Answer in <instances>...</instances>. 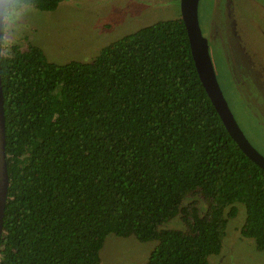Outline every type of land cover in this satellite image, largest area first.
<instances>
[{"label":"trees","instance_id":"obj_1","mask_svg":"<svg viewBox=\"0 0 264 264\" xmlns=\"http://www.w3.org/2000/svg\"><path fill=\"white\" fill-rule=\"evenodd\" d=\"M62 1L31 3L53 11ZM2 45L9 184L0 264H100L110 233L156 241L146 264H208L234 203L245 209L241 237L264 250V171L207 97L180 17L109 44L88 64ZM176 216L185 231L158 229Z\"/></svg>","mask_w":264,"mask_h":264},{"label":"rangeland","instance_id":"obj_2","mask_svg":"<svg viewBox=\"0 0 264 264\" xmlns=\"http://www.w3.org/2000/svg\"><path fill=\"white\" fill-rule=\"evenodd\" d=\"M179 2L64 0L53 11L33 8L15 36L2 35L3 51L12 45L23 50L31 44L48 62L88 64L109 44L158 21L178 18ZM199 19L218 83L242 131L254 122L255 132L249 137L257 141L254 147L264 155V0H199ZM234 206V217H227L229 207L224 211L227 223L221 249L208 256V264H264V250H257L252 239L240 235L244 206ZM196 208L200 215L207 212L201 198ZM158 229L185 231L186 226L176 216ZM156 245V241L140 242L134 236L110 233L99 250L100 264H146Z\"/></svg>","mask_w":264,"mask_h":264},{"label":"water","instance_id":"obj_3","mask_svg":"<svg viewBox=\"0 0 264 264\" xmlns=\"http://www.w3.org/2000/svg\"><path fill=\"white\" fill-rule=\"evenodd\" d=\"M198 10L199 0H180L179 2V17L186 30L189 49L198 79L231 139L253 164L264 171V155L257 151L253 143L242 131L218 83L215 68L209 55L207 42L199 24ZM1 42L2 34H0V50ZM3 104L0 78V239L9 184L5 155V118Z\"/></svg>","mask_w":264,"mask_h":264},{"label":"clouds","instance_id":"obj_4","mask_svg":"<svg viewBox=\"0 0 264 264\" xmlns=\"http://www.w3.org/2000/svg\"><path fill=\"white\" fill-rule=\"evenodd\" d=\"M33 11L31 0H0V34L15 36Z\"/></svg>","mask_w":264,"mask_h":264},{"label":"flooded vegetation","instance_id":"obj_5","mask_svg":"<svg viewBox=\"0 0 264 264\" xmlns=\"http://www.w3.org/2000/svg\"><path fill=\"white\" fill-rule=\"evenodd\" d=\"M199 11V10H198ZM198 14H199V12H198ZM198 18H199V16H198ZM199 23H200V19H199ZM208 50L210 51V53H211V49L208 47ZM209 53V55H210V58H211V61H212V63H213V57H212V55ZM242 128H244V127H242ZM258 128V127H257ZM245 134V133H244ZM247 137H248V139L250 138L251 140V142L254 144L255 142H257L256 140H254V139H252L251 137H249L250 135L249 134H245ZM258 136V138L260 137V133H259V131H258V133H257V135H256V137Z\"/></svg>","mask_w":264,"mask_h":264}]
</instances>
